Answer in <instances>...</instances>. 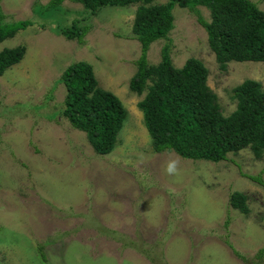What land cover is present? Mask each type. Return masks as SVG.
<instances>
[{"label": "rangeland", "instance_id": "374dc122", "mask_svg": "<svg viewBox=\"0 0 264 264\" xmlns=\"http://www.w3.org/2000/svg\"><path fill=\"white\" fill-rule=\"evenodd\" d=\"M50 1L0 3L5 21H30L0 45L27 48L0 75V264H247L234 249L248 264H264V253L256 259L264 248V154L245 149L213 162L154 152L138 105L145 94L129 86L142 51L132 31L138 5L105 6L87 19L80 2L47 8ZM252 1L264 11V0ZM198 8L211 19L208 8ZM173 13L168 38L148 51L151 64L167 44L176 67L191 57L203 61L225 115L237 107L235 86L255 79L264 87V62L221 69L197 15L178 4ZM75 20L91 25L82 43L57 30ZM77 61L90 63L128 110L106 155L61 111L59 79ZM169 160L179 161L178 175L164 171ZM235 192L246 194L248 215L231 205Z\"/></svg>", "mask_w": 264, "mask_h": 264}, {"label": "trees", "instance_id": "16d2710c", "mask_svg": "<svg viewBox=\"0 0 264 264\" xmlns=\"http://www.w3.org/2000/svg\"><path fill=\"white\" fill-rule=\"evenodd\" d=\"M2 0H0L1 3ZM65 0H51L47 8L58 7ZM85 8L87 19L105 6L137 4L133 37L141 43V56L136 60L137 72L130 80V90L145 94L139 102L144 123L151 136L154 152L174 151L193 160L220 162L229 154L251 149L261 159L264 154V87L255 79H246L232 89L236 109L225 115L218 95L208 85L209 69L198 58H189L182 67L173 63L170 46L161 52V61L151 64L148 51L155 41L168 38L175 26L176 4L197 15L206 29L210 48L221 69L232 61L264 62V11L252 0H73ZM199 6L210 10L206 19ZM0 4V45L26 28L30 21H5ZM75 20L71 25H57V30L70 40L82 43L91 25ZM25 45L0 49V75L25 57ZM66 88L62 114L71 125L86 133L94 150L101 155L111 153L119 141V133L128 117L123 101L103 88L93 66L86 61L70 64L61 74ZM247 177L257 180L255 176ZM260 182L263 181L259 178ZM264 184V183H263ZM231 205L248 215L247 196L231 195ZM234 249V248H233ZM247 264V256L234 249ZM264 253L262 248L257 258ZM254 264V263H252Z\"/></svg>", "mask_w": 264, "mask_h": 264}, {"label": "clouds", "instance_id": "9594fccd", "mask_svg": "<svg viewBox=\"0 0 264 264\" xmlns=\"http://www.w3.org/2000/svg\"><path fill=\"white\" fill-rule=\"evenodd\" d=\"M166 174L173 176L179 174V161L178 160H169L164 169Z\"/></svg>", "mask_w": 264, "mask_h": 264}]
</instances>
